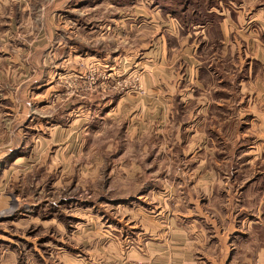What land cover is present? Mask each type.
Here are the masks:
<instances>
[{
    "label": "crops",
    "instance_id": "1",
    "mask_svg": "<svg viewBox=\"0 0 264 264\" xmlns=\"http://www.w3.org/2000/svg\"><path fill=\"white\" fill-rule=\"evenodd\" d=\"M235 2L189 24L139 3L128 32L79 0H0V264L44 260L36 224L74 264H264V0ZM132 59L144 93L117 87ZM98 61L111 83L69 81ZM83 173L99 199L77 250Z\"/></svg>",
    "mask_w": 264,
    "mask_h": 264
},
{
    "label": "rangeland",
    "instance_id": "2",
    "mask_svg": "<svg viewBox=\"0 0 264 264\" xmlns=\"http://www.w3.org/2000/svg\"><path fill=\"white\" fill-rule=\"evenodd\" d=\"M95 5H94V3ZM231 2L235 5L238 4V2L234 3V0H231ZM139 3H141L144 9H146L148 12L153 11V7L156 5L157 8L159 10H161L164 14L169 13V10H173L176 14H180V13H185L184 19H182V17L180 16L179 19L180 21L185 23V24H189L191 22V20H198L197 15L198 16H202L205 13L208 14L210 9H215V10H223L225 11V9H228L226 3H228V0H79V4L78 6H74L71 5L70 9L71 11H78L81 12L83 10L86 11H91L94 13L99 14V18L97 19L99 25L98 27L101 28L103 26V24L107 23V22H112V21H116L120 23L119 29L121 30H126L129 32V30L131 29L132 31H140L141 27H145L147 25V22L142 21L141 18H137L134 19L132 21H128V24L123 22V20L117 19L120 15L121 12L125 11V12H134L136 8L139 9V7H136L139 5ZM224 8V9H223ZM166 11V12H165ZM172 14V13H171ZM193 14V15H192ZM209 16V15H208ZM107 18H112L111 21H109ZM169 20L166 19V17H162L160 22V26L163 25L164 28H169L171 26V24L168 22ZM201 21V19L199 20ZM145 23V25H144ZM165 23V24H164ZM130 25V26H129ZM130 27V29H129ZM146 29H150L149 26L146 27ZM149 33V32H148ZM150 58H155L154 56L150 57ZM133 60V59H132ZM135 61V62H133ZM133 61H124L121 66L119 67H114V68H118L122 71H124V74L126 76L125 79H123L120 84H117V87L120 88H134L131 89L133 92L137 91L138 93H144L143 92V88H142V82L141 80L139 81L137 77L135 78H131L132 76H134L137 72L135 70H133L134 66L136 65V61L137 60H133ZM138 65H140L139 63H137ZM140 67V66H139ZM109 66H107L106 64H104L101 61H98L97 63H89V65H84V69L82 72L85 73L86 75V80L82 81V82H77L75 83L73 80H69L71 82H73L74 84H76L77 86H80L85 83L88 82L89 77L93 76V87L96 86L95 83L99 84L100 87H105V85H108V83H111L112 80H110L109 76H108V71H109ZM116 74H112L111 76H114ZM193 79L192 76L187 77L186 80L189 82ZM63 87V86H62ZM87 88L88 91H91V85L87 84L85 86ZM85 89V88H84ZM109 89V88H106ZM128 90V89H127ZM100 117H105L104 113L100 114ZM121 116H119L118 119H120ZM110 123V121L108 122ZM115 123H121V122H113L112 121V125ZM109 135H111V132L108 133ZM43 155V154H42ZM89 169L92 168V165H88ZM88 169V170H89ZM90 175L89 173H83V177L82 180H78L77 182L79 183L78 187H81L83 191H74L73 187L71 185H69L67 187V192H66V197L71 196L72 198L74 196L77 197L78 202L80 204H82V210L81 211H76L75 209H72L71 207H67V214H66V220H67V228L65 231V236H66V243L69 247L75 248V249H79L78 248V242L77 240H75L74 236H72L71 234L68 233V230L71 229L72 226H74V220H76L77 222H89L92 218V213H88L87 210V204L91 205V201L95 200L97 201L99 198L98 196L94 195V192L92 191L91 187L88 185V183H93L91 181V179L89 178ZM74 184V182H72ZM113 187L116 188L119 191H122L127 187V183L125 182V179H122L120 176L116 177L113 179ZM72 187V188H71ZM125 187V188H123ZM57 200V199H56ZM106 205V204H104ZM108 209H111V207H109ZM48 211H52V210H48ZM114 214V215H118L120 214L119 218L121 219L122 216H124V212L123 211H119V213L116 212H110V214ZM109 214V215H110ZM75 216H79V218L74 217ZM72 220V221H71ZM69 221H71L69 223ZM71 224V225H70ZM31 233H32V241L33 243H35L36 249L40 252L43 253L44 255V260L41 259V257H37L35 258L38 262V264H74L77 262L78 259H74L72 254H68V256L64 257L63 253H59L58 252V246H56V242H54L52 240L51 244L48 241V244L52 245L51 248L48 246V244L44 243L48 237H46L45 235L47 234V229L43 228L40 225H31L30 227ZM58 233L61 234L62 236V232H60L58 230V228L53 227ZM83 227L79 225V231L82 229ZM46 231V232H45ZM50 231V238L54 239L55 241L58 240V234L56 232ZM72 233V232H71ZM24 245H26V243H23ZM46 244V245H45ZM55 246L57 248H55ZM50 248V251H47V249ZM58 249V250H57ZM25 254H24V258L23 261H25ZM60 259V260H58ZM41 262V263H40Z\"/></svg>",
    "mask_w": 264,
    "mask_h": 264
},
{
    "label": "built area",
    "instance_id": "3",
    "mask_svg": "<svg viewBox=\"0 0 264 264\" xmlns=\"http://www.w3.org/2000/svg\"><path fill=\"white\" fill-rule=\"evenodd\" d=\"M124 264H156L154 262H146V261H139V260H131L126 261Z\"/></svg>",
    "mask_w": 264,
    "mask_h": 264
}]
</instances>
